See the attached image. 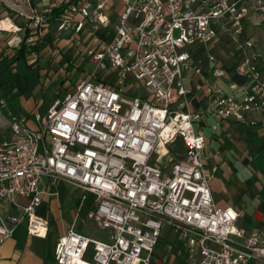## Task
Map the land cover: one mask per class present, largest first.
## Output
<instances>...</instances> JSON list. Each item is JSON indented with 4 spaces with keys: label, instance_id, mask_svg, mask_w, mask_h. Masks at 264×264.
Masks as SVG:
<instances>
[{
    "label": "built area",
    "instance_id": "obj_1",
    "mask_svg": "<svg viewBox=\"0 0 264 264\" xmlns=\"http://www.w3.org/2000/svg\"><path fill=\"white\" fill-rule=\"evenodd\" d=\"M110 1L60 0L58 31L80 36L87 22L111 30L87 48V56L96 70H116L117 80L93 81V71L45 116L34 114L36 129L11 117V135L0 143V240L22 223L28 234L45 237L49 221L38 208L46 194L58 195L54 187L63 179L95 194L90 217L110 239H92L73 225L57 239L59 264H151L154 258L156 264H264L262 231L240 227L241 212L214 199L217 169L204 160V115L189 108L192 90L185 84L188 73H203L193 46L217 42L225 29L241 49L236 72L246 81L228 77L209 53L212 74L228 79L227 87L208 82L210 113L254 126L262 122L264 65L246 26L250 19L264 20V0H121L115 21L107 12ZM27 20L44 22L36 10ZM129 76L142 94L128 92ZM164 225L173 228L179 247L168 254L169 245L160 257L155 250Z\"/></svg>",
    "mask_w": 264,
    "mask_h": 264
},
{
    "label": "crops",
    "instance_id": "obj_2",
    "mask_svg": "<svg viewBox=\"0 0 264 264\" xmlns=\"http://www.w3.org/2000/svg\"><path fill=\"white\" fill-rule=\"evenodd\" d=\"M112 1L107 12L115 21L113 14L122 12L123 7L120 11L117 7L123 6V3L121 0ZM59 4L60 0H0V93L3 107L10 120L12 116L25 118L27 126L32 129L38 127L34 114L39 113V101L37 93L28 96L32 90L28 68L40 70L45 78V88L56 89V99L74 92L82 80L91 77L93 71H96L91 78L93 81L115 85L117 80L116 70H96V62L87 56V48L98 39H107L111 30L96 29L87 22L80 36L72 30L58 31ZM33 10L44 18V22L37 26L27 20V15ZM16 27L23 29L15 31ZM223 36L220 32V37ZM28 38L33 40L30 45ZM24 39L26 54L22 55L20 46ZM220 48L217 42H198L193 46V55L195 59L204 61V68L202 74L191 72L185 76V84L192 90L189 108L204 115L201 127L208 139L204 160L207 168L217 169L211 183L216 203L219 206H235L241 212L238 225L246 230L258 228L264 235V117L259 115L262 122L254 126L220 119L210 113L211 94L206 90L208 82L214 81L227 87L228 79L212 74L207 59L209 53L218 56L228 77L240 84L246 81L236 72L242 58L241 49L234 45L227 46L226 51ZM76 72L79 74L73 81ZM198 84H201L200 89L196 88ZM127 90L130 94L143 93L131 76ZM48 182L47 177L43 178V187L47 188ZM54 190L58 191V195L46 194L38 208V214L49 221L47 235H30L26 224L22 223L12 237L0 240V264H59L55 258L57 239L73 225L78 232L92 239H110L109 233L100 229L95 219L90 217L97 201L94 193L85 192L63 179L57 181ZM85 205L89 211L84 223L80 222V212ZM2 211L5 212L4 209ZM9 211L21 214L13 207ZM53 229L57 236L50 238Z\"/></svg>",
    "mask_w": 264,
    "mask_h": 264
},
{
    "label": "rangeland",
    "instance_id": "obj_3",
    "mask_svg": "<svg viewBox=\"0 0 264 264\" xmlns=\"http://www.w3.org/2000/svg\"><path fill=\"white\" fill-rule=\"evenodd\" d=\"M110 4H113V1L110 2ZM121 5V4H120ZM121 7H117V10L120 11L122 9ZM221 32L223 33V37H220V39L217 41V44L221 46L220 50L226 51L225 48L227 46H233L238 47V44L233 41V39L226 33L225 29H222ZM246 35L251 36L252 42L254 43L253 52L257 54L258 61L264 65V20L263 19H250L247 21L246 26ZM224 48V49H223ZM91 66V64H89ZM79 72H76L75 77H73V81L77 78ZM28 76L30 85L32 86V90L28 93V96H30L32 93H37V101H39V105L37 110L39 113H41L42 116L46 115L47 109L53 105L55 99L57 98V91L55 88H45L43 82H45V78L40 74L39 69H29L28 68ZM46 76V75H44ZM8 95V94H7ZM6 96V93H5ZM0 93V143L4 140H7L11 135V120L5 113L3 107V100ZM7 98V96H6ZM14 105L16 106V103L14 102ZM13 106V108L15 107ZM39 126V124H38ZM62 189H59V191ZM90 198V194L88 195V200ZM88 200L86 203H88ZM89 211V208L86 207V205L83 207V209L80 212V222H86L87 213ZM57 228V226L55 227ZM52 237H56L57 235L54 233V229L51 232ZM161 245L157 247L155 250V255H159L160 257L167 251L168 246L170 245L172 247V250H168V254L171 253H177L179 243L176 240V235L173 232V228L169 225H164L162 229V239H161ZM87 259L91 260V252H88ZM172 257H169L168 260ZM151 264H156L155 258L152 259Z\"/></svg>",
    "mask_w": 264,
    "mask_h": 264
},
{
    "label": "trees",
    "instance_id": "obj_4",
    "mask_svg": "<svg viewBox=\"0 0 264 264\" xmlns=\"http://www.w3.org/2000/svg\"><path fill=\"white\" fill-rule=\"evenodd\" d=\"M24 41H25V39L21 42V46H20V54H22V55L26 54V46H25V42Z\"/></svg>",
    "mask_w": 264,
    "mask_h": 264
},
{
    "label": "bare ground",
    "instance_id": "obj_5",
    "mask_svg": "<svg viewBox=\"0 0 264 264\" xmlns=\"http://www.w3.org/2000/svg\"><path fill=\"white\" fill-rule=\"evenodd\" d=\"M1 24V23H0ZM4 24V23H3ZM10 26V25H9Z\"/></svg>",
    "mask_w": 264,
    "mask_h": 264
}]
</instances>
